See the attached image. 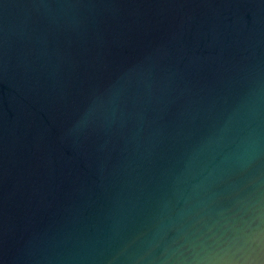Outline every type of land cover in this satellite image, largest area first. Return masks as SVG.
Returning a JSON list of instances; mask_svg holds the SVG:
<instances>
[{
  "label": "water",
  "instance_id": "obj_1",
  "mask_svg": "<svg viewBox=\"0 0 264 264\" xmlns=\"http://www.w3.org/2000/svg\"><path fill=\"white\" fill-rule=\"evenodd\" d=\"M0 264H264V0H0Z\"/></svg>",
  "mask_w": 264,
  "mask_h": 264
}]
</instances>
